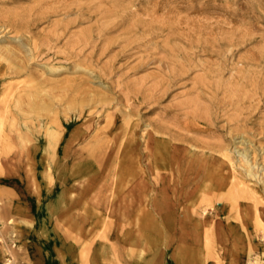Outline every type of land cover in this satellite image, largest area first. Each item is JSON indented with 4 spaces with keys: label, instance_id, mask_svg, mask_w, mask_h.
I'll use <instances>...</instances> for the list:
<instances>
[{
    "label": "rangeland",
    "instance_id": "374dc122",
    "mask_svg": "<svg viewBox=\"0 0 264 264\" xmlns=\"http://www.w3.org/2000/svg\"><path fill=\"white\" fill-rule=\"evenodd\" d=\"M186 19L224 24L222 34L237 32L241 44L222 58L202 52L189 79L151 96L158 65L135 69L141 54L125 59L123 45L137 24ZM254 53L264 54V0H0V264H28L15 239L13 200L25 209L43 199L46 214L59 192L71 202L87 196L121 231L103 264H264V181H190L184 171L191 157L202 166L195 147L203 153L220 139L216 154L235 156L223 140L235 135L251 142L264 176V60L251 63ZM209 63L219 72L212 80L221 107L202 101L217 111L212 136L173 126L191 122L177 116L191 109L178 105L195 96L194 78ZM81 82V92L66 91ZM231 172L229 164L221 169Z\"/></svg>",
    "mask_w": 264,
    "mask_h": 264
},
{
    "label": "bare ground",
    "instance_id": "6f19581e",
    "mask_svg": "<svg viewBox=\"0 0 264 264\" xmlns=\"http://www.w3.org/2000/svg\"><path fill=\"white\" fill-rule=\"evenodd\" d=\"M47 14H49V12L45 11L41 13V16H45ZM136 26L140 31L143 30V33L139 36V31L137 29L130 31L131 33L133 32V36L130 39L128 38L123 45V58L131 59L141 54V60L135 67L137 70L148 69L151 65H158L161 74L156 77L157 80L151 86V88H149L152 94L151 96L154 95L163 97L168 95L170 89H172L174 86H178L182 81L184 82V80L189 79L195 68L199 66L196 59L202 54V52L204 54H208L211 58H222L226 54V47L232 48L233 46L241 44V41L237 40V32L231 30L232 34L229 36H224L222 34L223 31L227 30V27L221 23L214 24L212 22L205 21L193 22L186 19L185 21H175L167 24L152 25L149 29H144L143 26L139 24ZM106 28L107 26L102 30L105 31ZM164 32H167V38L163 43H160L157 41V38L160 39L159 37ZM247 36L248 35L243 37L248 39ZM20 43L21 46L26 48V44L24 42L20 41ZM26 52L28 53V57L33 59L31 50L28 49ZM263 60L264 54L262 53L258 55L254 53L250 57L251 63ZM205 66L207 67L204 69L205 73L196 79L194 78L195 89L193 93L195 96L178 105V107H181V109L190 108L191 111L189 110V112L177 113V116L184 117L191 122L203 121L206 124V127H204L202 130L196 128L193 129L191 128V122L186 126H183L180 123L173 124V126L177 128H187L190 131L204 132L212 136L211 134L219 129L218 126L214 127L213 125V113L217 114L216 110L221 109L215 98V88L218 87V84L212 79L214 74H218L219 72L216 69H212L213 67H211V63ZM59 68L51 67L49 68L48 72H52V74H54L57 70H59ZM83 86L84 82L79 84H69L66 88V91L69 92L71 89H74L77 92H81ZM125 96L128 99L132 98L130 94H125ZM204 100L211 101L216 110L211 111V109L204 107L202 104V101ZM147 102L151 103L150 99H147ZM128 124L130 125L131 122L129 121ZM174 131V129L170 128L169 134L172 136ZM223 140H230L232 143L231 145L233 146L228 150L229 152L234 153L235 156L226 154L224 155L226 158L225 159L216 154V148H219L220 150L224 148L223 141L221 139L218 144H206L204 146L205 150L203 153L199 152L197 147H195L193 151V157H197L196 163H200L202 166L195 169L193 167L194 164H191V162L193 163L192 157L189 158L191 160H189L190 162L188 161L185 165L184 171L185 173H188V175L190 174V181H201V179L202 181H229L230 179V181H246V178L248 177L254 178L259 182L264 181V176L261 177L259 173L261 164L259 163L258 159L255 158V155H253L251 149L249 148V144H251V142L247 139L239 140L235 135L228 139L224 136ZM240 145L244 147L242 148ZM53 147L55 151L58 150L56 144ZM47 149L48 148L46 147L45 151H47ZM262 152L264 154V146L262 148ZM176 154V152H171L172 157H175ZM235 157L238 159L236 160ZM227 164H229L232 172L229 176L225 177L222 175L221 169ZM238 168H242L244 171L245 177L243 179L242 177L238 176ZM256 168H258L259 171H256ZM234 194L236 195L237 193ZM15 239L19 243H22L20 235L17 233L15 234ZM5 264L15 263L14 260L9 258L6 260Z\"/></svg>",
    "mask_w": 264,
    "mask_h": 264
},
{
    "label": "crops",
    "instance_id": "0c3cea01",
    "mask_svg": "<svg viewBox=\"0 0 264 264\" xmlns=\"http://www.w3.org/2000/svg\"><path fill=\"white\" fill-rule=\"evenodd\" d=\"M86 197L71 202L64 192H59L46 205L53 210L46 214L43 199L36 200L33 207L28 203L25 209L19 200H13L11 217L17 221L13 227L20 235L19 244L28 264H87V259L89 264H103V259L111 256L108 250L120 242V238L115 240L111 235L121 231L116 225L106 224L107 216L86 204ZM97 234L106 235L109 241H99ZM130 259V263H142L141 259Z\"/></svg>",
    "mask_w": 264,
    "mask_h": 264
}]
</instances>
